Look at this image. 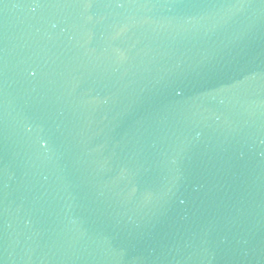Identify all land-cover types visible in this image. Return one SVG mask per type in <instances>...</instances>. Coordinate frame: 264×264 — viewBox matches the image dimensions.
Instances as JSON below:
<instances>
[{
  "label": "water",
  "instance_id": "95a60500",
  "mask_svg": "<svg viewBox=\"0 0 264 264\" xmlns=\"http://www.w3.org/2000/svg\"><path fill=\"white\" fill-rule=\"evenodd\" d=\"M0 264H264V0H0Z\"/></svg>",
  "mask_w": 264,
  "mask_h": 264
}]
</instances>
